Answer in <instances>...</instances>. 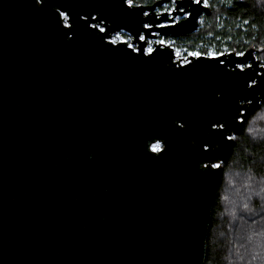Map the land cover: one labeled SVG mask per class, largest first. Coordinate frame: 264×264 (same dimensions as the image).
<instances>
[{
  "label": "water",
  "instance_id": "1",
  "mask_svg": "<svg viewBox=\"0 0 264 264\" xmlns=\"http://www.w3.org/2000/svg\"><path fill=\"white\" fill-rule=\"evenodd\" d=\"M167 1L0 0V264H206L264 67L253 48L147 53L210 15L177 0L190 15L173 24L178 12L156 13ZM118 32L131 43L110 41Z\"/></svg>",
  "mask_w": 264,
  "mask_h": 264
},
{
  "label": "trees",
  "instance_id": "2",
  "mask_svg": "<svg viewBox=\"0 0 264 264\" xmlns=\"http://www.w3.org/2000/svg\"><path fill=\"white\" fill-rule=\"evenodd\" d=\"M210 15L184 43L207 54L264 49V0H206ZM142 5V0H132ZM217 188L206 264H264V104L245 121Z\"/></svg>",
  "mask_w": 264,
  "mask_h": 264
},
{
  "label": "flooded vegetation",
  "instance_id": "3",
  "mask_svg": "<svg viewBox=\"0 0 264 264\" xmlns=\"http://www.w3.org/2000/svg\"><path fill=\"white\" fill-rule=\"evenodd\" d=\"M143 1V4L144 6H150V5H154V4H157L159 3L160 1L162 0H142ZM194 1V0H193ZM176 2L177 0H169L161 5H158L156 7V13L157 14H164V13H168L170 17H173V9H175L176 12H178V14L176 16H174V21H173V24H177L179 22H182L184 20H186L190 13L187 12V13H181L180 9L179 10H176ZM203 2V5L205 6V0H202ZM206 7H209L208 3L206 2ZM189 8H191V6H196V3H190L189 5ZM200 7L199 6H196L195 9H199ZM207 15L206 13H202L200 16H199V19H198V28L196 31H194L193 33H190V34H187V35H183V36H178V37H162V36H159L156 40L154 41H165L164 44H170L171 47H173L175 49L176 46H185L184 43H187L188 40H190L193 36H195L199 31H201V28H202V25H203V21L204 19L207 18ZM153 41V40H152ZM166 42H170V43H166ZM254 49V53H253V56L255 57L256 60L259 61L260 63V66H263L264 67V49ZM247 51V50H246ZM245 51V52H246ZM197 52H200L199 50ZM212 52H215V50L212 48ZM228 52H231V51H226V52H220V53H215V54H210L209 56H218L220 55L221 53H228ZM175 54H176V51H175ZM201 55V53H199ZM191 56H194L193 53L191 54H188L186 55L184 58H180V59H189V57ZM207 56V55H205Z\"/></svg>",
  "mask_w": 264,
  "mask_h": 264
},
{
  "label": "rangeland",
  "instance_id": "4",
  "mask_svg": "<svg viewBox=\"0 0 264 264\" xmlns=\"http://www.w3.org/2000/svg\"><path fill=\"white\" fill-rule=\"evenodd\" d=\"M131 40H132V37L129 34H127V33H120L118 35H115V38H114V41H116L117 43L118 42H122V41H126V42L131 43ZM157 43H159V42L158 41H154V40L153 41L152 40L149 41L148 47L146 48V52L149 49H151L152 46H154ZM166 43H170V42H166ZM167 45H170V44H167ZM198 50L199 49L189 50L187 47H184V46H181V45L175 47L176 54H178L180 56V58H184L186 55L191 54V53H201V54L207 55V56H209L211 53L212 54H215L216 53V52H212V49L211 48L208 49V53L207 54H204L202 52H197Z\"/></svg>",
  "mask_w": 264,
  "mask_h": 264
},
{
  "label": "snow or ice",
  "instance_id": "5",
  "mask_svg": "<svg viewBox=\"0 0 264 264\" xmlns=\"http://www.w3.org/2000/svg\"><path fill=\"white\" fill-rule=\"evenodd\" d=\"M194 2L196 3V4H200L201 3V0H194ZM128 3H129V6H133V3H132V0H128ZM205 6H207L206 5V0H205ZM173 11H175V9H173ZM180 11L181 12H183L184 11V9L183 8H180ZM62 15H65V14H62ZM65 19H67V16L65 15ZM145 27H151V25H148V24H145L144 25ZM164 26H166V25H164ZM140 39H144V37H139ZM116 41H113V43H115ZM125 43H127L126 41H125ZM159 43H161V44H164L165 43V41H163V40H161V41H159ZM149 51L151 52L152 51V49H149ZM238 55H243V53H237ZM193 55L194 56H199L200 54L199 53H193ZM220 55H224V53H221ZM222 127V126H221ZM154 150H156V151H159L160 150V146L159 145H156L155 146V148H154ZM217 167H218V165H216Z\"/></svg>",
  "mask_w": 264,
  "mask_h": 264
},
{
  "label": "built area",
  "instance_id": "6",
  "mask_svg": "<svg viewBox=\"0 0 264 264\" xmlns=\"http://www.w3.org/2000/svg\"><path fill=\"white\" fill-rule=\"evenodd\" d=\"M63 17H64V21H65V23L67 24V19H65V15H62ZM99 27L101 28V29H103V27H101L100 25H99ZM120 33H125V32H118V33H116V34H113V36H112V38L110 39V41H114V38H115V35H118V34H120ZM115 43H117V42H115ZM148 47V46H147ZM152 50L154 49V46H152V48H151ZM150 51L148 50L147 51V53H149ZM176 60H180L182 63H185V62H187V59H180V56L178 55V54H176ZM156 145H159L160 146V150L159 151H156V150H154V148H155V146ZM150 149H151V151H153V152H160L162 149H163V143L161 142V141H157V142H155V143H153V144H151V146H150Z\"/></svg>",
  "mask_w": 264,
  "mask_h": 264
}]
</instances>
